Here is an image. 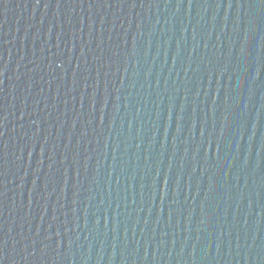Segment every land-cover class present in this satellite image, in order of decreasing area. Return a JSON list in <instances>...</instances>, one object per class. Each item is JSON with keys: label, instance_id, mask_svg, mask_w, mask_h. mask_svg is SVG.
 Here are the masks:
<instances>
[{"label": "water", "instance_id": "1", "mask_svg": "<svg viewBox=\"0 0 264 264\" xmlns=\"http://www.w3.org/2000/svg\"><path fill=\"white\" fill-rule=\"evenodd\" d=\"M0 264H264V0H0Z\"/></svg>", "mask_w": 264, "mask_h": 264}]
</instances>
